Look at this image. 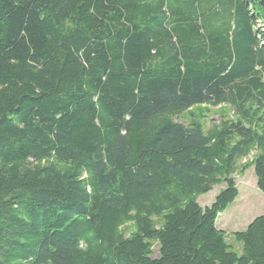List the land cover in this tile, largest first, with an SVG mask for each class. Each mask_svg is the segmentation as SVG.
<instances>
[{"label": "trees", "instance_id": "1", "mask_svg": "<svg viewBox=\"0 0 264 264\" xmlns=\"http://www.w3.org/2000/svg\"><path fill=\"white\" fill-rule=\"evenodd\" d=\"M251 155L264 195V0H0V264H264L216 226Z\"/></svg>", "mask_w": 264, "mask_h": 264}, {"label": "rangeland", "instance_id": "2", "mask_svg": "<svg viewBox=\"0 0 264 264\" xmlns=\"http://www.w3.org/2000/svg\"><path fill=\"white\" fill-rule=\"evenodd\" d=\"M193 112L204 130L210 129L212 125L218 124L220 120L233 119L232 112L228 107L212 109L203 106L194 109ZM253 157L254 155H251L239 162L238 172L233 176L238 190V197L216 221L217 228L226 234L228 243L231 242L233 244V240L230 237L232 233L245 231L255 218L264 215V195L256 187V177L253 168L249 167L244 173H239L243 165L252 162ZM224 188V184L213 187L209 193L197 198V204L201 208L209 207ZM128 229L131 231V228ZM233 248L235 252L240 254V246L233 245Z\"/></svg>", "mask_w": 264, "mask_h": 264}]
</instances>
